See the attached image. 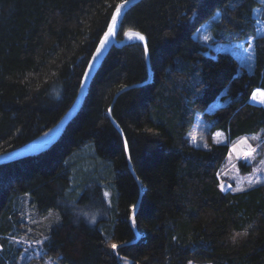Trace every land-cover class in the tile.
<instances>
[{
  "label": "trees",
  "instance_id": "1",
  "mask_svg": "<svg viewBox=\"0 0 264 264\" xmlns=\"http://www.w3.org/2000/svg\"><path fill=\"white\" fill-rule=\"evenodd\" d=\"M123 1L0 0V153L39 139L70 109ZM260 4L131 6L117 41L140 32L149 57L140 39L113 45L59 139L0 164V264H264V183L222 187L231 144L264 130V105L251 102L264 89ZM208 21L212 42L253 37V71L194 37ZM199 111L210 121L205 147L187 137ZM83 155L97 167L79 178Z\"/></svg>",
  "mask_w": 264,
  "mask_h": 264
},
{
  "label": "rangeland",
  "instance_id": "2",
  "mask_svg": "<svg viewBox=\"0 0 264 264\" xmlns=\"http://www.w3.org/2000/svg\"><path fill=\"white\" fill-rule=\"evenodd\" d=\"M255 16L259 21V33L264 32V0L255 9ZM209 37L206 41L204 37ZM195 38H200L202 41L210 45V49L214 52L226 51L234 54L240 63L241 67L247 68L248 71H253L255 66V52H254V39L251 37L249 43L246 42H212V33L210 30L209 21L201 26L194 34ZM139 39L135 34L130 35L129 40ZM257 91V90H256ZM255 91V93H256ZM257 96V95H256ZM253 101L264 104V99L256 101V97L252 98ZM219 105V100L209 104L207 109H213ZM210 128V121H208L203 111H199L196 116L195 124L187 134L189 141L196 146H207L206 135ZM48 133V132H47ZM46 133V134H47ZM214 140L217 142H225L226 136L222 130L214 132ZM260 152V155H259ZM78 157L79 167L78 176L82 178L87 172L97 167L92 156L88 158ZM84 159V160H83ZM83 162H80L82 161ZM86 161V162H84ZM239 161L254 162L253 169L250 172H243L239 166ZM103 173L106 174L105 171ZM223 184L224 189L243 190L260 183L256 180L264 181V130L249 136H243L235 140L231 144V152L223 168ZM81 180V179H80ZM253 183L249 185V181ZM264 183V182H261ZM108 187V185L106 186ZM188 264H211V263H198L191 261Z\"/></svg>",
  "mask_w": 264,
  "mask_h": 264
},
{
  "label": "water",
  "instance_id": "3",
  "mask_svg": "<svg viewBox=\"0 0 264 264\" xmlns=\"http://www.w3.org/2000/svg\"><path fill=\"white\" fill-rule=\"evenodd\" d=\"M141 0H128L127 3L125 1L121 2L116 9L114 10V13L111 17V20L109 22V25L101 37L96 49L94 50L90 61L88 63V66L85 70V73L82 78V82L79 88V92L77 94V97L73 103V105L70 107V109L64 114V116L60 119V121L57 123V125L51 129L54 130V133L50 140L44 144H38L39 139L32 141L30 143H27L23 146L17 147L15 149L0 153V164L3 163H9L12 161H16L31 155L39 154L46 149H48L52 144H54L59 137L63 134L65 131L66 127L70 123V121L77 115V113L80 111L82 108L86 95L89 91V87L95 77V74L97 73L99 67L101 66V63L106 56L107 52L113 45H122L125 44L129 41L128 38V33L133 32V33H139L144 37L143 40H141L144 43V46L147 50V57L148 56V46H147V38L144 34L130 30L126 32L124 39L121 42L117 41V34L119 31V27L121 24V21L127 12V10L133 6L134 4L138 3ZM119 10V11H117ZM111 29V31H110ZM107 34V39H105V36ZM103 42V43H102ZM99 49V51H98ZM149 59V58H148ZM120 128V127H119ZM50 130V131H51ZM49 132V131H48ZM127 153H128V146L126 147ZM138 206L135 208V210L132 213V219L137 211Z\"/></svg>",
  "mask_w": 264,
  "mask_h": 264
},
{
  "label": "bare ground",
  "instance_id": "4",
  "mask_svg": "<svg viewBox=\"0 0 264 264\" xmlns=\"http://www.w3.org/2000/svg\"><path fill=\"white\" fill-rule=\"evenodd\" d=\"M132 34H137V33H133V32H131V33H129L128 34V38L130 37V35H132ZM257 90V89H256ZM255 90V91H256ZM255 91H254V93H255ZM259 93H261V94H263V97H264V92H262L261 90H257L256 91V95H258ZM256 97V96H255ZM255 102V101H254ZM53 133H54V130H51V131H49L47 134H44L39 140H38V144L40 145V144H44V143H46V142H48L49 140H50V138L52 137V135H53Z\"/></svg>",
  "mask_w": 264,
  "mask_h": 264
},
{
  "label": "snow or ice",
  "instance_id": "5",
  "mask_svg": "<svg viewBox=\"0 0 264 264\" xmlns=\"http://www.w3.org/2000/svg\"><path fill=\"white\" fill-rule=\"evenodd\" d=\"M127 2H128V0H125V3H127ZM117 11H119V10H117ZM110 31H111V29H110ZM136 35L139 37V39H141V40L144 39V37H143L142 35H140L139 33H137ZM105 39H107V34H106V36H105ZM204 39L207 41V40L209 39V37L206 36V37H204ZM102 43H103V42H102ZM98 51H99V49H98ZM258 91H259V90H258ZM255 96H256V93H253V98H255ZM255 182H256V183H261V182H264V181L256 180ZM252 183H253V182L250 180V181H249V185H251ZM106 195H107V194H106ZM85 215H87V214H85ZM91 222L94 223V222H95L94 219H92ZM233 239H235V237H234ZM110 246H111L113 249H115V248L117 247V245L114 244V243L111 244Z\"/></svg>",
  "mask_w": 264,
  "mask_h": 264
},
{
  "label": "crops",
  "instance_id": "6",
  "mask_svg": "<svg viewBox=\"0 0 264 264\" xmlns=\"http://www.w3.org/2000/svg\"><path fill=\"white\" fill-rule=\"evenodd\" d=\"M257 90H261L262 92H264V89H257ZM259 98H260V100L264 99L263 94L259 93L256 96V101H259ZM259 102H261V101H259ZM255 103L258 104V105H263V103H258V102H255Z\"/></svg>",
  "mask_w": 264,
  "mask_h": 264
}]
</instances>
